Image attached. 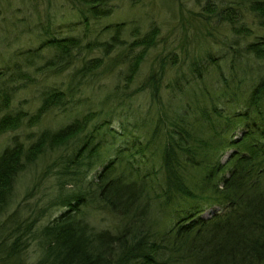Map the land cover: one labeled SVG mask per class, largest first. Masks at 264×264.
I'll list each match as a JSON object with an SVG mask.
<instances>
[{"label":"trees","instance_id":"trees-1","mask_svg":"<svg viewBox=\"0 0 264 264\" xmlns=\"http://www.w3.org/2000/svg\"><path fill=\"white\" fill-rule=\"evenodd\" d=\"M115 1L69 0L87 28L91 19L112 15ZM244 1L264 23V0ZM216 5L208 0L204 8L217 11ZM220 11L239 35L224 40L220 55L233 84L221 74L226 84L217 90L196 84L212 66L221 68L214 54L206 63L199 56L184 59L190 77L166 82L179 63L172 50L156 54L131 89L161 33L157 24L144 29L139 21L109 23L92 37L47 35L46 29L38 47L19 53L23 59L9 76L0 71L7 85L0 93V134L36 125L58 107L66 111L70 102L78 105L76 91L83 94L92 83L103 80L96 86L106 91L96 98L100 106H76L70 120L43 127L28 143L13 135L0 150V213L21 172L47 151L59 152L48 167L56 166L57 176L50 204L62 209L38 227L39 215L29 220L11 212L0 223V264H264V35L248 39L253 29L246 14L231 5ZM46 47L49 56L35 69L48 77L66 72L68 80L44 85L33 112L9 110L11 96L27 86L15 81L33 80L26 64ZM142 93L148 108L130 112L140 133H129L131 120L117 131L114 112ZM233 96L244 110L223 113L220 102ZM238 126L240 135H229ZM123 134L131 135L130 146L119 142ZM228 148L223 161L220 154ZM100 209L115 218L111 227L93 220L92 211ZM159 220L168 223L161 228ZM34 239L40 255L30 262L26 248Z\"/></svg>","mask_w":264,"mask_h":264},{"label":"rangeland","instance_id":"rangeland-1","mask_svg":"<svg viewBox=\"0 0 264 264\" xmlns=\"http://www.w3.org/2000/svg\"><path fill=\"white\" fill-rule=\"evenodd\" d=\"M207 1L208 0H137L134 5L131 4V0H116V9L112 15L99 20L91 19L90 25L87 28L86 25L82 23L83 21L79 17V14L72 8L69 0H0V71H6L5 75L9 76L15 69L14 62L23 59V56L19 55V53L30 48L35 49L38 47L42 38L46 35V29L49 31L47 35H84V33L87 32L92 37L99 33L105 25L109 23L125 21L131 24L132 21H139L138 23L145 24L142 26L144 29L147 28L148 25L157 24L160 27L159 30L161 33L157 47L151 49L148 56L143 61L140 72L131 85V89L137 87L139 85L138 83L142 81L145 72H147L156 54L172 50L171 52L176 53L179 57V63L168 71L166 82H169V80L171 81L176 76H180V79H182L181 81L185 82V77H190L188 66V59L190 57L199 56L202 61L206 63L207 60L211 61V59H209V54H214L216 57H219L218 62L222 63L221 68L219 69L212 66V68L208 69L209 71L204 74V80L198 79L196 84L202 88L207 87L210 90H214L215 88V90H217L218 87L221 88L226 84L221 74H224L227 81L233 84L232 79H230L232 73L230 70L231 67L225 64L226 61H221L220 55L226 50V46L223 44V42H225L224 40L227 41L232 35L236 37L239 35L233 29L229 20L225 18L224 12L221 13L220 8L224 5H231L235 7L237 11L241 10L246 14L245 20L253 29V33L248 36V39H252L255 37L254 35H264V23L254 12H251L247 8V2L244 0H212L217 3L216 6L219 9L217 11L205 10L204 5ZM197 12H201V14ZM237 24L239 23L236 19L235 25L237 26ZM49 53L46 47L39 51L37 55H32L33 59L31 63L26 64V69L32 72L33 80L18 78L15 81L16 85L27 83V86L17 89V92L11 96L9 110L25 109L33 112L36 107L39 106V92L44 85L58 80H65L64 82L68 80L65 75L66 72L48 77V74L35 69L46 60ZM173 53L170 54L169 57H172ZM184 59L188 62H184ZM254 64L255 63L251 65L254 67ZM236 70L239 73L242 71L239 67H236ZM1 77L0 93L3 94V90L7 89V85L2 82ZM104 81H107V79ZM100 82H103V80ZM100 82L95 84L92 83L83 94L76 91V100L79 101L78 105L70 102L66 104V111L62 108L63 106L60 108L58 107L49 112V114L36 125L29 127L24 124L15 130L1 133L0 150L10 141L13 135H17L18 138L28 143V137H33L43 127H55L70 120L71 117L67 114L72 108V110H75L77 107L88 108L89 106H100L96 98L98 99V96L101 98L106 92L104 91V87L100 89L96 86ZM198 88L199 87L196 89ZM170 92L171 88L165 91L163 97L165 103L167 99L169 100L171 95ZM93 93L96 95H93ZM238 93L241 92L238 91L237 94ZM244 95L245 94L241 93L240 97H244ZM183 96V93L180 94L177 98L178 100L175 102L177 104L174 105H180L179 102H181ZM231 99L230 101L220 102L221 104L219 106L222 107L223 113L234 114L237 111L244 110V102L240 99L236 100L234 96ZM148 103V96L144 93L137 96L130 103L125 101L123 105L119 106L117 112H114L112 123L115 129L123 132L122 125L124 126L127 120H131L130 126H128L129 133L135 135L138 132L140 133V126H135V123H133V113L131 115L130 112L134 110L133 108H139L141 111H145L148 108ZM157 106L155 105L154 108H157ZM171 110H173V108L170 109V111ZM126 116H128L129 119H126ZM137 122L140 125L142 124L140 119ZM211 131L212 130L207 133ZM241 132L242 127L238 126L230 130L229 135L237 137ZM131 140V135L123 134L119 142L126 147L131 145ZM230 152L231 149L229 148L222 151V154H220L221 160L225 161ZM58 153L59 152L47 151L21 172L14 183L9 203L0 213V223L4 222L7 218L9 219V214L15 211L21 218L25 217L29 220L39 215V220L36 223V227H38L45 224L62 210L61 207L51 206L50 204V200L57 190V176L55 173L56 166H51L50 168L48 166L57 157ZM70 186L69 184L67 185L69 188ZM84 209L88 211L90 208L86 206ZM207 212L209 211L206 210L205 214H207ZM41 214L43 215L40 216ZM92 215L94 217L93 220L99 226L104 227H111L115 219L104 209H100L97 212L93 210ZM160 223L161 221L159 220L158 224ZM167 223L168 221L164 220L159 227L162 228L167 225ZM36 243L35 239L30 240L29 246L26 248V254L30 262H34L40 255V250L36 246Z\"/></svg>","mask_w":264,"mask_h":264}]
</instances>
